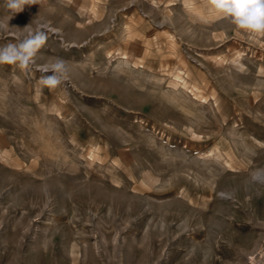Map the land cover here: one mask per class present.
I'll use <instances>...</instances> for the list:
<instances>
[{
	"label": "rangeland",
	"instance_id": "obj_1",
	"mask_svg": "<svg viewBox=\"0 0 264 264\" xmlns=\"http://www.w3.org/2000/svg\"><path fill=\"white\" fill-rule=\"evenodd\" d=\"M70 1L0 0V46L48 37L0 65V264H264V41L207 0Z\"/></svg>",
	"mask_w": 264,
	"mask_h": 264
},
{
	"label": "clouds",
	"instance_id": "obj_2",
	"mask_svg": "<svg viewBox=\"0 0 264 264\" xmlns=\"http://www.w3.org/2000/svg\"><path fill=\"white\" fill-rule=\"evenodd\" d=\"M25 0H10L9 8L20 9ZM208 7L219 17L228 20L237 36H244L252 43L264 41V0H207ZM7 23L0 22V30H9ZM16 42L0 46V65H11L21 70H28L34 63L37 52L45 45L48 37L41 27L30 25L20 28ZM45 73L39 83L49 89L60 86L67 77L66 62L55 58L43 67ZM264 176V169L252 173V179Z\"/></svg>",
	"mask_w": 264,
	"mask_h": 264
},
{
	"label": "bare ground",
	"instance_id": "obj_3",
	"mask_svg": "<svg viewBox=\"0 0 264 264\" xmlns=\"http://www.w3.org/2000/svg\"><path fill=\"white\" fill-rule=\"evenodd\" d=\"M68 1H70V0H68ZM71 2V1H70ZM183 2H184V11H185V17L187 18V20H189L190 22H192V23H204V24H207L208 23V20H211V19H213L214 17H215V15H208L209 16V18H207L206 16L205 17H202V16H200L199 14H197V12H195V9H194V5H195V0H183ZM196 6V5H195ZM84 8V7H83ZM166 8H168V7H166ZM186 8V9H185ZM86 10H87V8H86ZM163 10V9H162ZM170 10V9H169ZM164 11V10H163ZM167 11V10H166ZM170 12V11H169ZM199 12V11H198ZM86 13V12H85ZM89 13V12H88ZM96 12L94 11V9H90V14H92V16L95 14ZM80 14V13H79ZM87 14V13H86ZM85 15V14H84ZM182 18V17H181ZM170 19V18H169ZM85 20V19H84ZM186 21V20H185ZM47 24V23H46ZM172 24V23H171ZM80 25V24H79ZM186 25V24H185ZM45 27H48V26H45ZM50 27V26H49ZM53 30H55L53 27H51V29H50V31H53ZM57 31V30H56ZM188 31V30H187ZM59 31H57V33H58ZM56 33V34H57ZM186 33V32H185ZM59 36V35H58ZM75 40H76V38H75ZM65 42V41H64ZM76 42V41H75ZM87 42V41H86ZM69 43V42H68ZM77 43V42H76ZM78 44H80V43H78ZM77 44V45H78ZM130 55V54H129ZM127 56V55H126ZM240 59V58H239ZM235 62V64H234V69H236V70H238V71H240L241 69H242V65L239 63V60L238 59H236V61H234ZM138 65H137V62H135L134 60H133V58H131V56H127V57H124L123 59H119V61L117 62V65L114 67V69H113V71H114V73H115V75H117L116 73H120L121 71H131V69H133V68H136ZM177 72V71H176ZM179 72H177V74H178ZM175 75H176V73H175ZM179 75V74H178ZM182 78V77H181ZM183 79V78H182ZM173 81H175V80H173ZM182 82V83H181ZM183 80H181V81H175V82H172L171 83V87L174 89V90H176L177 89V87L179 86V84L181 83V86L183 85H185V84H183ZM193 130V129H192ZM195 135V134H194ZM199 136V135H198ZM215 160V159H214ZM199 163H200V161H199ZM217 163H218V161H217ZM200 169V168H199ZM202 169V168H201ZM207 170V169H206ZM262 253H264V252H262ZM262 255H264V254H262Z\"/></svg>",
	"mask_w": 264,
	"mask_h": 264
},
{
	"label": "built area",
	"instance_id": "obj_4",
	"mask_svg": "<svg viewBox=\"0 0 264 264\" xmlns=\"http://www.w3.org/2000/svg\"><path fill=\"white\" fill-rule=\"evenodd\" d=\"M250 264H261L259 261H254V260H252L251 262H250Z\"/></svg>",
	"mask_w": 264,
	"mask_h": 264
}]
</instances>
